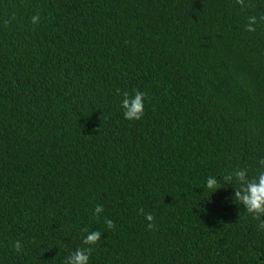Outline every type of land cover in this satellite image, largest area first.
Returning a JSON list of instances; mask_svg holds the SVG:
<instances>
[{
  "label": "trees",
  "instance_id": "trees-1",
  "mask_svg": "<svg viewBox=\"0 0 264 264\" xmlns=\"http://www.w3.org/2000/svg\"><path fill=\"white\" fill-rule=\"evenodd\" d=\"M261 158L264 0H0V264H264Z\"/></svg>",
  "mask_w": 264,
  "mask_h": 264
},
{
  "label": "clouds",
  "instance_id": "clouds-1",
  "mask_svg": "<svg viewBox=\"0 0 264 264\" xmlns=\"http://www.w3.org/2000/svg\"><path fill=\"white\" fill-rule=\"evenodd\" d=\"M36 21L37 17H32V22L35 23ZM256 23L257 20L255 16L249 17L246 30L249 32L255 31L252 26ZM119 94L121 95L119 104L123 118L129 121L140 120L144 113L145 94L139 90H133L131 93L123 92ZM258 164L259 168L254 175H250L247 168L234 169V176L238 182L234 185V199L243 206L246 214L258 221L257 229L264 231V219H262V217H264V158H261ZM230 179L231 177L224 176L225 182H228ZM220 188L221 184L216 176L206 177L203 186L204 191L212 194ZM101 211V206L97 205L95 207V213L99 214ZM145 219L149 221L147 227L151 228L153 217L149 214L145 216ZM106 224L109 228L113 226L110 220L106 221ZM100 236V232L91 231L84 236L82 242L85 245H92L100 239ZM13 247L16 251H19L21 248L19 241L15 242ZM90 251V247H86L83 250L77 249L68 258L67 264H88Z\"/></svg>",
  "mask_w": 264,
  "mask_h": 264
}]
</instances>
